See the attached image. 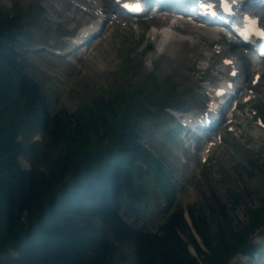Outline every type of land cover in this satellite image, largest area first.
<instances>
[{"label":"trees","instance_id":"1","mask_svg":"<svg viewBox=\"0 0 264 264\" xmlns=\"http://www.w3.org/2000/svg\"><path fill=\"white\" fill-rule=\"evenodd\" d=\"M29 20L16 12L0 15V264H255L261 260L264 241L252 243L251 236L264 228V197L258 207L248 209L246 222L231 217L226 203L210 207L220 216L217 226L205 209L198 214L189 209L191 227L180 208L156 232L123 218L127 208L141 216L150 163L161 176L163 196L169 198L168 175L142 143L140 123L152 108L159 111L183 104L166 95V82H154L147 98L140 91L118 90L112 98L104 95L96 108L54 114L40 86L27 75L18 48L19 33ZM34 131H46L54 145H63L47 171L24 169L19 162L25 140ZM259 167L264 171V163ZM229 195L233 208L243 199L239 192ZM237 254L245 258L231 262Z\"/></svg>","mask_w":264,"mask_h":264},{"label":"rangeland","instance_id":"2","mask_svg":"<svg viewBox=\"0 0 264 264\" xmlns=\"http://www.w3.org/2000/svg\"><path fill=\"white\" fill-rule=\"evenodd\" d=\"M95 2L110 8L109 0L106 3L104 0L83 1L89 7L88 11L72 0H0V15L16 12L20 17L31 18L29 26L19 33L21 42L18 48L25 58L26 73L40 86L54 114L60 115L62 110L75 114L96 108V103L102 101L104 95L112 98L118 90L140 91L147 98L154 82H166V95L171 100L179 99L182 110H202L208 98L206 90H213L218 78L227 74L215 61V47L219 44L227 46V53L236 58L240 55L239 49L222 41L218 44L212 38L214 36L190 25L175 29L173 32L178 37L173 41L151 35L152 25L166 23L149 18L137 21L126 18V25L109 26L87 50L79 47L64 55L69 51L67 39L76 35L78 28L94 17ZM35 15L38 17L34 18ZM150 45L152 50H148ZM49 48L60 51L61 57L51 54ZM240 62L245 64L242 59ZM261 64L264 67V60L257 66ZM215 65L217 67L213 70ZM253 69L254 66H248L245 71L252 70L247 83L256 73ZM258 72L263 73L259 68ZM257 89V98L247 104L248 110L241 106L239 111L230 112V119L233 113L235 115L230 127L224 126L220 131L209 133L213 145L188 134L171 118L169 109L166 113L152 110L143 117L141 140L163 164L171 187V203H167L159 195L157 168L150 163L152 168L144 185L146 197L141 203L146 206L144 219L150 229L155 230L167 222L180 208L191 227L190 208L195 214L205 209L212 224L217 226L221 223L220 216L211 212L210 207L225 203L231 217L248 221V209L258 207L264 197V171L261 172L259 167L264 163V127L256 121L260 117L264 123V111L255 114L250 109L258 105L264 110V84L258 85ZM221 106L213 100L214 109L219 111ZM25 143V150L19 157L24 169L47 171L52 160L63 151V145H54L46 131H34L27 136ZM235 192L241 193L243 199H239L233 208V197L229 194ZM262 230L264 228H259L260 232ZM263 239L264 233H261L251 242ZM241 257L237 254L231 262Z\"/></svg>","mask_w":264,"mask_h":264},{"label":"bare ground","instance_id":"3","mask_svg":"<svg viewBox=\"0 0 264 264\" xmlns=\"http://www.w3.org/2000/svg\"><path fill=\"white\" fill-rule=\"evenodd\" d=\"M247 4H250L252 8H256L259 6L260 10H263L264 11V4H262L261 2L257 1V0H253V3L250 2V0H248V3ZM172 25V23H171ZM169 26V27H172V26ZM97 27H94V26H85L81 32L77 35L76 38H74L72 40L73 44L75 43H82V42H85L87 40V36L92 32L96 31ZM166 32V31H164ZM166 34L168 35V33L166 32ZM86 38V39H85ZM83 39V41H81ZM264 79V74L261 76V79Z\"/></svg>","mask_w":264,"mask_h":264}]
</instances>
